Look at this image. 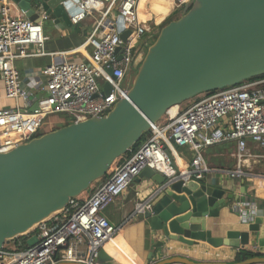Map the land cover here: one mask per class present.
Masks as SVG:
<instances>
[{
	"label": "water",
	"instance_id": "95a60500",
	"mask_svg": "<svg viewBox=\"0 0 264 264\" xmlns=\"http://www.w3.org/2000/svg\"><path fill=\"white\" fill-rule=\"evenodd\" d=\"M11 1L35 23L53 17L68 28L79 12L65 5L67 0ZM117 28L126 42L130 32L123 19L118 18ZM263 75L264 0H193L179 19L161 29L147 49L129 98L118 102L107 117L64 125L0 154V249L66 210L106 177L172 108ZM105 88L109 96L110 86ZM139 178L156 184L152 212H144L142 219L166 239L160 246L167 241L205 243L241 252L250 247L251 234L259 232L263 219L256 216L248 232L213 238L207 219L217 218L220 207L233 196L205 178L169 180L149 168ZM258 244L264 255V238ZM97 264L120 263L101 250ZM155 264H264V257L224 263L172 256Z\"/></svg>",
	"mask_w": 264,
	"mask_h": 264
},
{
	"label": "built area",
	"instance_id": "2783aa9c",
	"mask_svg": "<svg viewBox=\"0 0 264 264\" xmlns=\"http://www.w3.org/2000/svg\"><path fill=\"white\" fill-rule=\"evenodd\" d=\"M192 1L171 0L172 10L158 26ZM139 3L140 0H67L65 5L71 4L79 11L71 17L72 25H80L87 18L95 22L85 41L91 51L83 61H70L66 53L50 54L52 63L42 70L43 80L28 87L15 62L46 55L47 38L40 23L11 16L16 4L0 0V80L5 98L17 104L0 109V154L42 136L49 116H64L71 124L104 118L118 102L129 98L133 73L146 54L143 40L152 34V21L140 19ZM114 12L116 17H112ZM118 18L130 32L126 42L117 28ZM106 85L111 89L109 96ZM177 108L175 114L171 110L167 113L164 123L152 127L142 147L130 150L123 163L119 162L123 157L115 162L110 178L83 204L74 199L66 210L38 225L27 249H0V264H97L101 250H106L120 231L103 212L129 190L145 169L169 180H200L212 172L205 162L204 150L235 142L236 167L225 174L239 180L245 177L243 168L253 157L248 142L264 151V78L203 94L194 103ZM180 148L193 153L188 171H182L179 165ZM153 197L138 203L134 214L152 212ZM238 215L243 224H249L255 213L240 205ZM247 249L259 254L256 245ZM236 256L214 253L217 262L224 263H235Z\"/></svg>",
	"mask_w": 264,
	"mask_h": 264
},
{
	"label": "crops",
	"instance_id": "0c3cea01",
	"mask_svg": "<svg viewBox=\"0 0 264 264\" xmlns=\"http://www.w3.org/2000/svg\"><path fill=\"white\" fill-rule=\"evenodd\" d=\"M11 16L25 17L17 5ZM1 18L0 12V20ZM39 23L47 38L44 46L46 55L20 59L15 62L17 70L28 87H34L35 82L39 83L43 80L42 70L52 63L50 54L66 53V58L70 61L86 59L91 51L85 46L86 37L95 27L92 18H87L82 24L68 28L63 23L56 24V19L53 17H43ZM33 50L36 52V49ZM4 95V84L0 80V109L17 105L7 100ZM55 128L59 126L47 127L44 133L54 131ZM235 149V142H225L204 150L205 162L212 172L205 173L203 178L208 184L224 190L226 196H233L232 199L227 198L225 204L220 207L217 218L207 219V230L212 232L213 238H225L228 232L233 231L248 232L249 224L241 222L236 210L242 205V208L245 207L250 213H255L253 219L256 216L263 219L259 232L251 234V244L248 245H256L260 250L258 240L264 238V159L262 158L264 151L249 141L248 149L253 157L243 168L245 177L233 180L225 174V171L236 167ZM179 154L182 162V164L179 162L181 170L188 171L193 160V153L188 148H180ZM155 185L153 181L146 178L137 179L123 196L111 203L103 212L109 222L120 229L116 239L104 248L110 256L120 264H155L172 256H182L198 262H217L214 253L237 255V250L227 247L215 249L205 243L190 246L167 241L165 246H160V242L166 239L149 228V225L142 219V214H134L138 203L154 196ZM88 197L86 193L81 196L84 200ZM236 198H240L241 202L237 204ZM258 256L264 257L260 252Z\"/></svg>",
	"mask_w": 264,
	"mask_h": 264
},
{
	"label": "trees",
	"instance_id": "16d2710c",
	"mask_svg": "<svg viewBox=\"0 0 264 264\" xmlns=\"http://www.w3.org/2000/svg\"><path fill=\"white\" fill-rule=\"evenodd\" d=\"M263 78H264V75H263V77L254 78V79H252L251 81H257V80H260V79H263ZM213 93H214V92L210 93V95L213 94ZM69 124H71V121H68V122L66 123V125H69ZM150 136H151L150 133H149V134H145L144 137H143V139H142V141H141L139 144H137V145L135 146L134 151H136V150H138L140 147H142V146L144 145V143L150 138ZM129 156H130V154H127V155L124 156L122 159H120L119 162L122 161V163H123V162L125 161V159L128 158ZM109 178H110V175H107L106 177H104V178L101 179L100 181L96 182V183L90 188V190H88V191L86 192V194H88L89 196H91V195L95 192V190H96L100 185H102L103 183H105ZM77 200L80 201L81 204L84 203V199H82L81 197H79ZM34 234H37V232H35V233H33V234H30L29 236H24V237L17 238L16 240L10 242V243H12L13 246H14V247H12L11 249L14 248V249H17L18 251H20V250H23V251H24L25 249H27V248L29 247V245H28V240H29V238L32 237ZM8 245H10V244L8 243V244L5 246V249H6V250H10V247H9ZM256 256H258V254L253 253V252H250L248 249H246V250H242L241 252H239V253L237 254L235 262L246 261V260H248V259H250V258H253V257H256Z\"/></svg>",
	"mask_w": 264,
	"mask_h": 264
},
{
	"label": "rangeland",
	"instance_id": "374dc122",
	"mask_svg": "<svg viewBox=\"0 0 264 264\" xmlns=\"http://www.w3.org/2000/svg\"><path fill=\"white\" fill-rule=\"evenodd\" d=\"M171 10H172V8H171ZM183 10H184V8L179 9L176 12H174V14L168 20H166L164 23H162L160 26H158V24L160 22H162L163 20H160L158 23L157 20L154 18V20L150 23V26L152 29V34L147 35L143 40L145 43V53L147 52V49L155 42V40L157 39V36L159 35L161 29L164 26H166L169 22L174 21L176 19H179L182 15ZM115 15L116 14L114 12L112 17H116ZM136 74H137V71L135 73H133V76H132L133 81H134ZM197 99H198V97L187 102V103H185V104H183V105H181V107L188 106L189 104H191V102L194 103ZM14 103H15V101H14ZM12 104H13V102H12ZM162 123H164V121L160 122V124H162ZM65 124H66V117L60 116V115H54L51 117L49 116V118L46 120L44 128L46 129L47 127H51V126H59V128H60L61 125L64 126ZM56 129H58V128H55V130ZM9 244L10 245H8V246L10 247V249L12 247H14L12 243H9Z\"/></svg>",
	"mask_w": 264,
	"mask_h": 264
},
{
	"label": "bare ground",
	"instance_id": "6f19581e",
	"mask_svg": "<svg viewBox=\"0 0 264 264\" xmlns=\"http://www.w3.org/2000/svg\"><path fill=\"white\" fill-rule=\"evenodd\" d=\"M172 8L171 0H140L139 3V16L140 19L148 21L153 20L156 16V20L159 23L160 20L170 13ZM178 108L174 107L171 109V113L175 114ZM182 164V162L180 161Z\"/></svg>",
	"mask_w": 264,
	"mask_h": 264
}]
</instances>
